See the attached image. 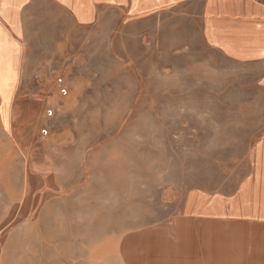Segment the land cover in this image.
I'll use <instances>...</instances> for the list:
<instances>
[{
    "label": "rangeland",
    "instance_id": "1",
    "mask_svg": "<svg viewBox=\"0 0 264 264\" xmlns=\"http://www.w3.org/2000/svg\"><path fill=\"white\" fill-rule=\"evenodd\" d=\"M204 2L85 26L36 5L14 109L0 95V264H168L197 252L203 199L264 200L259 67L205 44Z\"/></svg>",
    "mask_w": 264,
    "mask_h": 264
},
{
    "label": "crops",
    "instance_id": "2",
    "mask_svg": "<svg viewBox=\"0 0 264 264\" xmlns=\"http://www.w3.org/2000/svg\"><path fill=\"white\" fill-rule=\"evenodd\" d=\"M47 1L66 13L77 25L85 26L99 19L101 11L106 8L117 9L130 17L144 18L181 6L189 0ZM40 3L42 0H0V95L10 99L11 85H16L11 102L13 109L26 78L24 63L27 43L24 38L29 33L32 13ZM204 3L202 34L205 44L228 62L257 65V82L264 90V0H205ZM208 3L211 24L209 40L205 36ZM159 8L162 10L154 11ZM138 11L150 14L137 17ZM18 66L19 72L16 71ZM260 133L251 154L260 147L264 155V126ZM251 172V180L244 183L255 179L252 167ZM239 190L237 197L228 200L206 197L197 211L188 213L193 217L188 221L197 224V252L195 248L194 251L190 248L185 252L182 251L184 248L177 247L179 251L173 248L175 251L169 252L171 263L168 264H264V200L245 208L239 198ZM218 202L222 203L225 215L208 212ZM173 254L183 257H173Z\"/></svg>",
    "mask_w": 264,
    "mask_h": 264
},
{
    "label": "built area",
    "instance_id": "3",
    "mask_svg": "<svg viewBox=\"0 0 264 264\" xmlns=\"http://www.w3.org/2000/svg\"><path fill=\"white\" fill-rule=\"evenodd\" d=\"M55 84L58 88V94L60 97L62 98H66L69 96L70 91H69V87L67 85V81L65 80V78L63 76H59L56 78ZM56 111L54 109L49 108L46 113H47V117H53L54 113ZM44 134H48L47 130H44Z\"/></svg>",
    "mask_w": 264,
    "mask_h": 264
},
{
    "label": "bare ground",
    "instance_id": "4",
    "mask_svg": "<svg viewBox=\"0 0 264 264\" xmlns=\"http://www.w3.org/2000/svg\"><path fill=\"white\" fill-rule=\"evenodd\" d=\"M116 65V64H115Z\"/></svg>",
    "mask_w": 264,
    "mask_h": 264
}]
</instances>
